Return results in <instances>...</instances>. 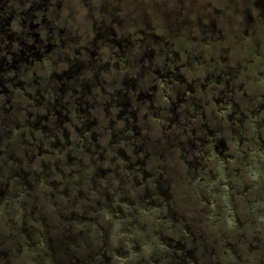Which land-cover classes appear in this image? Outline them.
I'll list each match as a JSON object with an SVG mask.
<instances>
[{"label": "flooded vegetation", "instance_id": "obj_1", "mask_svg": "<svg viewBox=\"0 0 264 264\" xmlns=\"http://www.w3.org/2000/svg\"><path fill=\"white\" fill-rule=\"evenodd\" d=\"M130 1L0 0V264H264V0Z\"/></svg>", "mask_w": 264, "mask_h": 264}, {"label": "rangeland", "instance_id": "obj_2", "mask_svg": "<svg viewBox=\"0 0 264 264\" xmlns=\"http://www.w3.org/2000/svg\"><path fill=\"white\" fill-rule=\"evenodd\" d=\"M146 1H147L148 3H154V2H157V0H152V2H151V0H146ZM225 1H226V0H225ZM241 1H243V0H231V2L234 3V4H235V3H238V7H239L240 4L242 3ZM231 2H230V3H231ZM243 2H246V1H243ZM130 3H133V0H131ZM138 14H139V13H138ZM238 15L241 16L242 19H244V12H239ZM138 16H139V15H138ZM237 22H240V21H237ZM262 29H263V28H262ZM257 31L260 32L261 29L258 28ZM241 34H242V31H241ZM242 40H244V43H242L241 45H234L233 48L231 49L232 53H233V54H234V53L237 54V56H239L241 52H245V53H247V51L249 50V48H250V46H251V44H250L251 41L249 40V38H247V37L244 36V37H242ZM253 49H254V48H253ZM253 49H251L249 52H251ZM241 55H242V54H241ZM257 64H258V63L255 64V67H256ZM261 68H262V67H258V69H261ZM238 102H239L240 104H242V106L246 105L244 100L239 99Z\"/></svg>", "mask_w": 264, "mask_h": 264}]
</instances>
